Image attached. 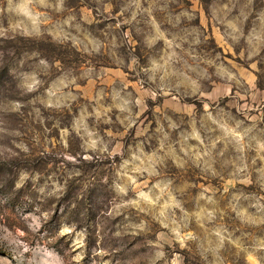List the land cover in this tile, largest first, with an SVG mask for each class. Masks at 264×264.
<instances>
[{"label": "rangeland", "instance_id": "rangeland-1", "mask_svg": "<svg viewBox=\"0 0 264 264\" xmlns=\"http://www.w3.org/2000/svg\"><path fill=\"white\" fill-rule=\"evenodd\" d=\"M0 264H264V0H0Z\"/></svg>", "mask_w": 264, "mask_h": 264}]
</instances>
